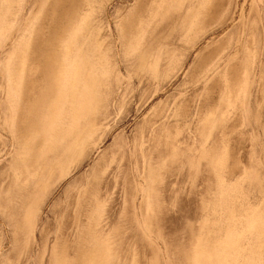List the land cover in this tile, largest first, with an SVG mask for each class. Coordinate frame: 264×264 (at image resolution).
<instances>
[{
	"label": "rangeland",
	"instance_id": "obj_1",
	"mask_svg": "<svg viewBox=\"0 0 264 264\" xmlns=\"http://www.w3.org/2000/svg\"><path fill=\"white\" fill-rule=\"evenodd\" d=\"M202 261L264 264V0H0V264Z\"/></svg>",
	"mask_w": 264,
	"mask_h": 264
},
{
	"label": "bare ground",
	"instance_id": "obj_2",
	"mask_svg": "<svg viewBox=\"0 0 264 264\" xmlns=\"http://www.w3.org/2000/svg\"><path fill=\"white\" fill-rule=\"evenodd\" d=\"M66 13H68V12H66ZM70 15H71V13H70ZM70 15H69V16H70ZM66 16H68V15H66ZM66 20H68V19H66ZM62 23H63V22H62ZM64 23H67V22L65 21ZM59 25H60V24H58V26H59ZM62 25H63V24H62ZM64 25H65V24H64ZM60 26H61V25H60ZM62 28H63V27H62ZM64 28H65V27H64ZM61 30H62V29H61ZM61 30L59 31V33L61 32ZM64 30H65V29H64ZM64 30L62 31V34H63ZM67 30H68V29H67ZM56 31H57V30H56ZM59 33H58V34H59ZM64 33H65V32H64ZM60 34H61V33H60ZM61 36H62V35H61ZM63 42H64V40H63ZM53 44H54V43H53ZM50 45H52V44H50ZM73 45H74V44H73ZM80 45H81V44H80ZM68 46H69V45H68ZM81 46H82V45H81ZM55 47H57V45H56ZM58 47H59V46H58ZM66 47H67V45H66ZM73 47H74V46H73ZM73 47H72V48H73ZM78 47H79V46H78ZM70 48H71V47H70ZM48 49H50V48H48ZM51 49H53V47H51ZM57 49H58V48H57ZM62 49H63V47L61 48V50H62ZM74 49H75V47H74ZM79 49H80V48H79ZM82 49H83V48H82ZM55 50H56V49H55ZM64 50H65V49H64ZM69 50H70V49H69ZM52 51H53V50H52ZM52 51H50L51 54H52ZM66 51H67V49H66ZM66 51H65V52H66ZM77 51H78V49H77ZM53 52H54V51H53ZM55 52H56V51H55ZM58 52H59V50H58ZM47 53H48V51H47ZM60 53H61V52H60ZM60 53H59L58 55H60V57H61V54H60ZM62 53H64V52H62ZM80 53H81V52H80ZM49 54H50V53H49ZM81 54H82V53H81ZM83 54H84V53H83ZM43 55H44V54H43ZM53 55H54V54H53ZM63 56H64V55H63ZM87 56H88V55H87ZM50 57H51V56H50ZM60 57H59V58H60ZM67 57H68V56H67ZM69 57H70V56H69ZM44 58H45V57H44ZM44 58H43V60H44ZM46 58H47V57H46ZM46 58H45V59H46ZM51 58H52V57H51ZM59 58H58V59H59ZM64 58H65V57H64ZM70 58H71V57H70ZM19 59H20V58H19ZM48 59H50V58H48ZM55 59H57L56 56H55ZM60 59H61V58H60ZM73 59H74V58H73ZM79 59H80V58H79ZM86 59L88 60V58H86ZM46 60H47V59H46ZM53 60H54V59H53ZM62 60H64V59H62ZM75 60H77V59H75ZM90 60H91V59H90ZM47 61H49V60H47ZM54 61H55V60H54ZM56 61H57V60H56ZM21 62H22V61H21ZM45 62H46V61H44V63H45ZM58 62H59V61H58ZM61 62H62V61H61ZM66 62H67V61H66ZM74 62H75V61H74ZM74 62H72V63H74ZM62 63L64 64V62H62ZM69 63H70V62H69ZM87 63H88V61H87ZM46 64H48V63L46 62ZM57 64H58V63H57ZM74 64H75V63H74ZM18 65H19V64H18ZM66 65H67V64H66ZM69 65H70V64H69ZM20 66H22V64H21ZM48 66H49V65H48ZM52 66H53V64H52ZM56 66H57V65H56ZM44 67H45V65H44ZM74 67H76V66H74ZM87 67H88V66H87ZM89 67H90V66H89ZM17 68H18V67H17ZM50 68H51V67H50ZM68 68H69V67H68ZM66 69H67V68H66ZM79 69H80V68H79ZM22 70H23V69H22ZM22 70H21L20 72H23ZM47 70H48V69H46V72H47ZM73 70H74V68H73ZM57 71H58V70H57ZM70 71H71V70H70ZM77 71H79V70H77ZM89 71H90V70H89ZM20 72H19V73H20ZM61 72H63V71H61ZM67 72H69V70H67ZM75 72H76V71H75ZM87 72H88V71H87ZM19 73H18V74H19ZM54 73H56V72H54ZM69 73H70V72H69ZM78 73H79V72H78ZM74 74H75V73H73V75H74ZM88 74H89V72H88ZM69 75H70V74H69ZM75 75L77 76V74H75ZM79 75H80V73H79ZM81 75H82V74H81ZM57 76H58V75H57ZM71 76H72V75H71ZM55 77H56V76H55ZM60 77H61V76H60ZM67 77H68V75H67ZM80 77H82V76H80ZM80 77H78V78H80ZM69 78H70V77H69ZM75 78H76V77H75ZM18 79H19V78H18ZM64 79H65V78H64ZM71 79H72V78H71ZM73 79H74V78H73ZM82 79H83V77H82ZM84 79H85V78H84ZM84 79H83V81H84ZM19 80H20V79H19ZM77 80H78V79H77ZM46 81H47V79H46ZM46 81H45V82H46ZM50 81H51V80H50ZM50 81H49V82H50ZM69 81H70V79H69ZM75 81H76V80H75ZM83 81H82V82H83ZM49 82H48V83H49ZM72 82H74V80H73ZM84 82H85V81H84ZM77 83H78V81H77ZM85 83H86V82H85ZM89 83H90V82H89ZM49 84H50V83H49ZM49 84H48V85H49ZM52 84H53V83H52ZM56 84H57V83H56ZM59 84H60V83H59ZM66 84H67V83H65V86H66ZM72 84H73V83H72ZM74 84H75V83H74ZM89 85H90V84H89ZM91 85H92V84H91ZM69 86H72V85H69ZM84 86H85V85H84ZM84 86H83V87H84ZM55 87H56V86H55ZM62 87H63V86H62ZM62 87H61V88H62ZM67 87H68V86H67ZM75 87H76V86H75ZM91 87H92V86H91ZM59 88H60V87H59ZM71 88H72V87H71ZM71 88H70V89H71ZM68 89H69V88H68ZM92 89H93V87H92ZM56 90H57V89H56ZM59 90H60V89H59ZM54 91H55V90H54ZM61 91H62V90H61ZM64 91H65V90H64ZM62 92H63V91H62ZM66 93H67V92H66ZM69 93H70V92H69ZM55 94H56V93H55ZM64 94H65V93H64ZM72 94H74L73 91H72ZM62 95H63V94H62ZM65 96H66V95H65ZM65 96H64V97H65ZM79 96H80V94H79ZM75 97H77V96H75ZM82 97H83V95H82ZM89 97H91V96H89ZM48 99H49V98H48ZM52 99H53V98H52ZM76 99H77V98H76ZM83 99H85V98H83ZM87 99H88V98H87ZM89 99H90V98H89ZM89 99H88V100H89ZM73 101H74V100H73ZM49 102H50V101H49ZM79 102H81V101H79ZM83 102H84V101H83ZM86 102H87V101H86ZM46 103H47V101H46ZM89 103H90V102H89ZM89 103H87V105H88ZM91 103H92V102H91ZM91 103H90V104H91ZM49 104H50V103H49ZM53 104H54V103H53ZM76 105H77V104H76ZM82 105H83V104H82ZM87 105L85 104V106H87ZM85 106H84V107H85ZM76 107H77V106H76ZM82 107H83V106H82ZM88 107H89V105H88ZM85 108H87V107H85ZM74 116H75V115H74ZM76 116H77V115H76ZM76 116H75V118H76ZM75 144H76V143H75ZM71 148H72V147H71ZM73 149H74V147H73ZM72 152H73V151H72ZM207 255L209 256V253H207ZM210 255H211V254H210ZM208 256H207V257L205 256L206 260H207ZM203 257H204V256H203ZM209 257H210V256H209ZM205 258H204V259H205ZM204 259H202V260L204 261ZM208 260H209V259H208ZM212 260H213V259H212ZM203 261H202V262H203ZM209 261H210V260H209ZM204 262H205V261H204ZM204 262H203V264H204ZM207 262H208V261H207ZM201 264H202V263H201Z\"/></svg>",
	"mask_w": 264,
	"mask_h": 264
}]
</instances>
